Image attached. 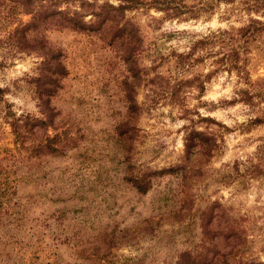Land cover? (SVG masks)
Instances as JSON below:
<instances>
[{"label":"rangeland","instance_id":"374dc122","mask_svg":"<svg viewBox=\"0 0 264 264\" xmlns=\"http://www.w3.org/2000/svg\"><path fill=\"white\" fill-rule=\"evenodd\" d=\"M138 1L116 25L81 31L42 14L94 26L120 1L0 0V264H177L183 253L222 264L227 250L225 264H264V43L239 56L247 79L214 73L222 55L206 50L178 62L195 41L264 16L241 0H171L173 18ZM43 73L58 85L51 117ZM191 132L209 139L187 151Z\"/></svg>","mask_w":264,"mask_h":264},{"label":"trees","instance_id":"16d2710c","mask_svg":"<svg viewBox=\"0 0 264 264\" xmlns=\"http://www.w3.org/2000/svg\"><path fill=\"white\" fill-rule=\"evenodd\" d=\"M120 4L117 7H114L112 5H108L107 8L103 7L101 12L99 14H96L97 17L100 16V20L94 25V26H88L86 25L81 19L75 17L74 15L71 17H66L65 14L61 12L56 11H46L42 14V21H49L56 23L55 26H62V27H69L74 30H96L99 31L106 23H109V25H116L119 21H121V17L124 11H130L135 8H137V3H140L138 0H119ZM236 0H212L211 3L206 2L205 8L209 9L212 5V3H219L224 2L226 4H233ZM243 4L245 5V11L249 13H259L264 16V0H241ZM173 1L169 0H152V3H149V5H154L157 7V10L162 11L167 14L168 17H177L179 14H182V11L175 7H172L171 4ZM148 5V4H147ZM176 8V9H175ZM199 9V10H205ZM113 10V14H110L109 12ZM170 11H173L170 13ZM115 12H118L120 14H114ZM193 15L197 16L198 10H191ZM57 15L60 17L59 21L54 22L53 17ZM37 28V27H36ZM108 27H106L107 29ZM34 41H37L35 39ZM40 42L43 43L42 40ZM217 43H221L220 50H217L216 52H213L214 47ZM255 43H264V21L260 19H254L250 17L248 24L244 27L238 28L236 32L234 31H218L216 33H211L210 35L204 37L203 39H199L195 41L193 46L190 47V51L184 54L178 55V62L184 63L186 60L191 58L196 51L199 50H206V56H218L221 54L222 56L216 60V63L219 64V67L214 70V73L217 71H220V69L227 70L228 72L236 71L237 73H240L241 76H243L245 79L248 78L249 71L247 70V58H240V54H243L244 56L249 53L250 46ZM36 44L42 49H44V46L41 45V43L36 42ZM226 46V47H225ZM49 58L47 62L43 63V66L47 69L52 68L55 72H58L62 67L61 65L56 62L57 58L54 54L47 52ZM202 58L195 59L196 62H199ZM240 62H242L240 64ZM56 63L54 67H51ZM63 74V73H61ZM42 77H48L45 73L42 74V76L37 79L36 83L39 88V94H40V102L41 107L43 110L48 114V117H51V109L49 108V104L47 101V97L51 96V94L55 93L57 90V80L53 77H48L49 85L43 86V78ZM202 89V83L198 85ZM4 89L0 88V101L3 97ZM6 118H10L9 124L11 128L13 129V132L16 133L17 136H19L21 133L20 129L21 126L19 125V119L14 117V114L11 111H8L6 114ZM256 123L262 122L261 119H256ZM24 123V121H23ZM20 131V132H19ZM198 136L202 137V139H209L205 134L197 133V132H191L186 138H185V149L190 150V148H193L195 145H192L195 139H198ZM206 137V138H205ZM45 148H48L49 152L56 151L55 147H52L49 142H46V145H44ZM187 154V152H186ZM209 222L206 224L203 223V227H208ZM206 231V230H205ZM206 234V233H205ZM224 239L226 240V247H229L230 250H234L236 246V243H232L235 239H237L239 231L238 229L229 227V229L225 228L224 231ZM207 235V234H206ZM239 241V240H238ZM229 243V244H228ZM216 247V246H215ZM227 249V248H226ZM212 255L211 259L215 258L219 253L216 252V249H212ZM231 253V252H230ZM227 251H221L219 256L221 257L222 264H225L226 257L230 254ZM188 259L189 256L186 253H183L180 256L179 261H177V264H191ZM214 264V263H211ZM255 264V263H251Z\"/></svg>","mask_w":264,"mask_h":264}]
</instances>
